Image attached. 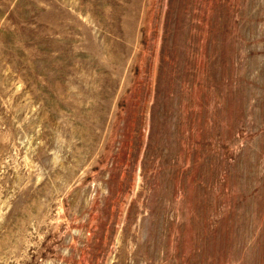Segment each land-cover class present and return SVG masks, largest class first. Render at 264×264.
Segmentation results:
<instances>
[{
    "label": "rangeland",
    "instance_id": "374dc122",
    "mask_svg": "<svg viewBox=\"0 0 264 264\" xmlns=\"http://www.w3.org/2000/svg\"><path fill=\"white\" fill-rule=\"evenodd\" d=\"M0 264H264V0H0Z\"/></svg>",
    "mask_w": 264,
    "mask_h": 264
}]
</instances>
